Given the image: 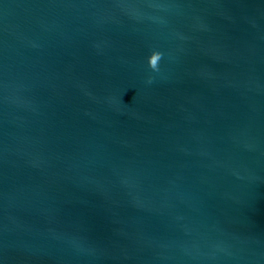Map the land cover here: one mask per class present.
<instances>
[{"label":"water","instance_id":"water-1","mask_svg":"<svg viewBox=\"0 0 264 264\" xmlns=\"http://www.w3.org/2000/svg\"><path fill=\"white\" fill-rule=\"evenodd\" d=\"M0 264H264V0H0Z\"/></svg>","mask_w":264,"mask_h":264},{"label":"clouds","instance_id":"clouds-1","mask_svg":"<svg viewBox=\"0 0 264 264\" xmlns=\"http://www.w3.org/2000/svg\"><path fill=\"white\" fill-rule=\"evenodd\" d=\"M152 67H153V68H156V70H158V68L156 67V62H155V61H153V63H152Z\"/></svg>","mask_w":264,"mask_h":264}]
</instances>
